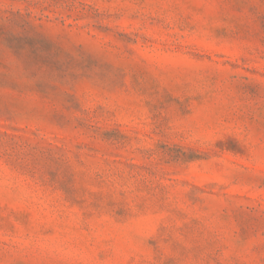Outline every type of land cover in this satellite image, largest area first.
<instances>
[{
	"label": "rangeland",
	"instance_id": "374dc122",
	"mask_svg": "<svg viewBox=\"0 0 264 264\" xmlns=\"http://www.w3.org/2000/svg\"><path fill=\"white\" fill-rule=\"evenodd\" d=\"M0 264H264V0H0Z\"/></svg>",
	"mask_w": 264,
	"mask_h": 264
}]
</instances>
